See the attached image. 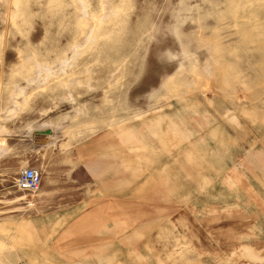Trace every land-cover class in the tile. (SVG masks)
<instances>
[{"label": "rangeland", "instance_id": "374dc122", "mask_svg": "<svg viewBox=\"0 0 264 264\" xmlns=\"http://www.w3.org/2000/svg\"><path fill=\"white\" fill-rule=\"evenodd\" d=\"M0 264H264V0H0Z\"/></svg>", "mask_w": 264, "mask_h": 264}, {"label": "built area", "instance_id": "2783aa9c", "mask_svg": "<svg viewBox=\"0 0 264 264\" xmlns=\"http://www.w3.org/2000/svg\"><path fill=\"white\" fill-rule=\"evenodd\" d=\"M41 184L40 173L33 168L23 169L15 180L16 188L22 192L34 193Z\"/></svg>", "mask_w": 264, "mask_h": 264}]
</instances>
